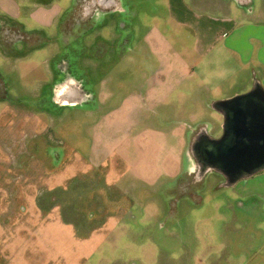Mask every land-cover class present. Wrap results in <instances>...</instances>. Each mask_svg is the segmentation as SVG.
I'll use <instances>...</instances> for the list:
<instances>
[{"label":"rangeland","instance_id":"374dc122","mask_svg":"<svg viewBox=\"0 0 264 264\" xmlns=\"http://www.w3.org/2000/svg\"><path fill=\"white\" fill-rule=\"evenodd\" d=\"M91 3L73 1L68 20ZM150 3L130 34L121 16L104 35L102 60L93 29L0 34V264H264V190L239 193L213 132L190 130L219 115L193 113L187 82L148 92L155 44L182 45ZM250 6L244 19L264 21V0Z\"/></svg>","mask_w":264,"mask_h":264},{"label":"crops","instance_id":"0c3cea01","mask_svg":"<svg viewBox=\"0 0 264 264\" xmlns=\"http://www.w3.org/2000/svg\"><path fill=\"white\" fill-rule=\"evenodd\" d=\"M75 0H0V34L13 33L11 29L31 32L35 28L53 29L51 32L83 34L85 30L94 32L93 55L102 60L112 50L106 44L104 35L116 34L122 26L118 22L123 16V28L127 34L132 32L133 18L137 16L139 5L149 0H92L91 5H83L76 20L69 21L67 12ZM153 5L152 16L164 15L174 25V31L182 42L180 51L163 36L164 44H155L157 66L151 75L152 86L148 92L162 96L174 90L185 91L181 84L187 82L186 92L191 96V106L195 115L207 111L219 115V123L213 118L201 123L195 117V127L190 130H211L210 139L223 145L228 136L229 109L234 104L246 101L248 104L264 105V21L244 19L250 14L253 0H150ZM249 6V8H248ZM246 7V12L244 10ZM69 25H66V22ZM27 23V24H26ZM7 24H11V28ZM161 22L152 25L146 22L141 26L140 45L151 46L153 34L163 33ZM11 30V31H10ZM170 31V34L174 32ZM67 40L68 41V38ZM4 40V39H3ZM27 40H30L28 38ZM72 40V39H71ZM70 40V41H71ZM61 40V44H62ZM97 43V44H96ZM61 46L60 50L63 49ZM123 44L124 49L126 44ZM152 47V46H151ZM176 47V48H175ZM153 48V47H152ZM100 49L103 53H99ZM147 59V58H146ZM144 59V60H146ZM198 124V125H197ZM220 129L218 136L214 130ZM218 133V132H217ZM229 137V136H228ZM221 174L237 183L239 193L264 190V157L246 159V163L232 166L226 155L219 157ZM252 160V161H251Z\"/></svg>","mask_w":264,"mask_h":264},{"label":"flooded vegetation","instance_id":"af4514ba","mask_svg":"<svg viewBox=\"0 0 264 264\" xmlns=\"http://www.w3.org/2000/svg\"><path fill=\"white\" fill-rule=\"evenodd\" d=\"M241 111V112H240ZM242 112L245 115V118L247 120L248 127H255V132L249 138L247 141L249 143L255 142V146H253V150L249 151V154L251 155L250 157H247V159H258V158H263L264 157V105L259 103V105H254V104H248L246 101H241L240 103H237L236 105H232L229 109V124H228V136L224 140V144L217 145L215 147V151H210L211 154L217 159L219 157H222L226 155L228 146L235 142V138L232 137L236 135V132L238 131L237 125L240 122L241 119V114ZM236 127V128H235ZM232 140V143H230ZM203 152L209 153L205 148L202 149ZM210 154V153H209ZM238 155L236 154L235 157ZM240 157V156H239ZM241 165L242 163H246V160L244 157L239 158ZM251 160V161H252ZM244 161V162H243ZM230 164V163H229Z\"/></svg>","mask_w":264,"mask_h":264},{"label":"water","instance_id":"95a60500","mask_svg":"<svg viewBox=\"0 0 264 264\" xmlns=\"http://www.w3.org/2000/svg\"><path fill=\"white\" fill-rule=\"evenodd\" d=\"M235 126L238 129L236 135L232 136L235 138V142L232 143L231 140L230 143L232 144L228 146L226 153V158L232 159L230 162H228L232 166H235L237 165V163H240V157H244L245 159H247V157H250L251 155L249 154V151H252L254 149L253 146H255V142L249 143L247 141L254 134L255 127H251V125L250 127H248L247 120L243 112L241 114L240 122L237 125L235 124ZM236 154L238 155L237 157H235Z\"/></svg>","mask_w":264,"mask_h":264}]
</instances>
